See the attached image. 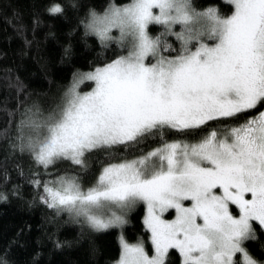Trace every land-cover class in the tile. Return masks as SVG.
<instances>
[{
    "label": "snow or ice",
    "instance_id": "snow-or-ice-1",
    "mask_svg": "<svg viewBox=\"0 0 264 264\" xmlns=\"http://www.w3.org/2000/svg\"><path fill=\"white\" fill-rule=\"evenodd\" d=\"M227 3L230 15L197 11L191 0H130L91 11L88 32L106 42L117 30L127 54L78 73L61 104L47 116L34 111L18 128L46 169L68 160L85 170L90 154H108L91 186L59 177L42 186L41 199L98 232L123 226L142 203L152 254L121 237L117 264H167L171 250L181 264H262L244 242L257 239L256 225L264 229V111L224 129L210 122L264 106V0ZM152 25L164 31L153 36ZM84 81L94 83L91 91L79 90ZM205 126L211 130L195 142L164 138L165 130ZM149 139L157 144L135 158L113 151Z\"/></svg>",
    "mask_w": 264,
    "mask_h": 264
},
{
    "label": "trees",
    "instance_id": "trees-1",
    "mask_svg": "<svg viewBox=\"0 0 264 264\" xmlns=\"http://www.w3.org/2000/svg\"><path fill=\"white\" fill-rule=\"evenodd\" d=\"M130 0H0V264H115L120 258V231L110 228L95 231L82 218L68 212L57 213L43 203V185L63 176H76L86 188L94 183L109 157L97 151L88 157L85 170L71 161L60 160L44 168L20 138L18 128L34 111L48 115L62 103L63 92L76 73L91 71L112 62L127 49L117 42H101L88 32L86 18L91 11L104 13L109 6ZM197 11L216 8L221 15L231 14L226 0H191ZM60 4L63 13L49 9ZM180 31L181 26H174ZM164 31L150 26L153 36ZM175 49L181 48L175 36L165 37ZM211 42V41H209ZM164 55H169L164 52ZM175 55V52L172 53ZM86 85L82 89H89ZM264 111L257 106L237 117L210 122L224 129ZM207 130L176 132L165 130L168 140L195 142ZM157 144L149 139L138 147L113 151L129 159L151 150ZM39 182L41 187L36 186ZM234 209V206H232ZM144 205H137L127 216L122 233L129 243L143 242L152 252L150 234L144 225ZM238 211V210H236ZM257 239L244 246L264 264V229L255 226ZM59 243V246L57 244ZM167 264H181V257L171 250Z\"/></svg>",
    "mask_w": 264,
    "mask_h": 264
},
{
    "label": "rangeland",
    "instance_id": "rangeland-1",
    "mask_svg": "<svg viewBox=\"0 0 264 264\" xmlns=\"http://www.w3.org/2000/svg\"><path fill=\"white\" fill-rule=\"evenodd\" d=\"M227 1V0H226ZM125 5V4H124ZM115 6H123V5H115ZM103 14V13H102ZM94 35V34H93ZM111 35H113L114 37H115V39L114 40H110V41H106V42H104V43H108V42H117V43H119V32L117 31V30H114L113 31V33L111 34ZM96 36V35H95ZM97 37V36H96ZM97 38H99V37H97ZM209 42V41H208ZM209 43H211V42H209ZM120 44V43H119ZM177 50H179L178 48H177ZM127 54V53H126ZM125 54V55H126ZM111 63V62H110ZM101 67H103V66H101ZM91 71H93V70H91ZM87 72H90V71H83V72H78V73H87ZM78 73H76L75 74V76L78 74ZM74 76V77H75ZM73 80H74V78H73ZM72 83H73V81H72ZM72 85V84H71ZM71 85H70V87H71ZM86 85H90V87L91 88H89V89H82L83 87H85ZM70 87H68V88H70ZM94 87V83L93 82H91V81H84L82 84H80V87H79V90L81 91V92H88V91H91L92 90V88ZM68 88L63 92V94H65V92L68 90ZM63 98H64V96H63ZM44 116H47V115H44ZM59 178V177H58ZM89 187V186H88ZM87 188V187H86ZM187 203V202H186ZM139 205V204H138ZM137 207V206H136ZM135 207V208H136ZM144 208H145V210H144V218H143V220L145 219V216H146V214H147V212H146V207L144 206ZM134 209V208H133ZM133 209H131L130 211H128L127 212V214H126V216H125V220L127 219V216H128V214L133 210ZM165 218H169V219H171V218H174V216H170L169 214H165ZM124 226V225H123ZM123 226H121V227H113V228H117L119 231H120V235H119V241H121V237H123L124 238V236H123V233H122V228H123ZM125 239V238H124ZM150 241H151V239H150ZM121 246V245H120ZM145 249H146V251H148L147 250V248L145 247ZM149 252V251H148ZM149 254L151 255L152 254V252H149ZM119 260V259H118ZM118 260L115 262V264H117V262H118Z\"/></svg>",
    "mask_w": 264,
    "mask_h": 264
}]
</instances>
